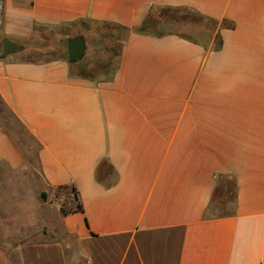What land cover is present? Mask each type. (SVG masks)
<instances>
[{"label": "crops", "instance_id": "0c3cea01", "mask_svg": "<svg viewBox=\"0 0 264 264\" xmlns=\"http://www.w3.org/2000/svg\"><path fill=\"white\" fill-rule=\"evenodd\" d=\"M82 22L128 30L108 75ZM0 116V264L264 263V0H0Z\"/></svg>", "mask_w": 264, "mask_h": 264}, {"label": "rangeland", "instance_id": "374dc122", "mask_svg": "<svg viewBox=\"0 0 264 264\" xmlns=\"http://www.w3.org/2000/svg\"><path fill=\"white\" fill-rule=\"evenodd\" d=\"M80 32L81 37L85 42V54L81 60L87 58V52L90 53L91 57L93 58L92 61H86L87 69L83 70V73L89 75H99L105 74L108 75L113 68L118 51L121 47V44L125 38L126 32L121 30L120 28L108 25V24H99V23H92V22H82L80 24ZM53 34L50 32H42L39 44L36 47H43L48 46L49 44H53L56 40ZM62 51L65 50V44L62 43ZM55 53L45 54L44 56H54ZM7 122V123H6ZM11 126V120H4L3 117L0 116V125ZM13 135L17 139L19 145H24L27 140L25 137L20 133V130L17 128L12 130ZM22 146V147H23ZM26 153V152H25ZM27 157L32 161L31 166L28 164L24 170H32L35 168V146L32 149L28 150L26 153ZM7 198L8 206L11 208V201L14 200V192L9 194V196H5ZM45 198V196H44ZM54 201L56 207L60 208L64 212L70 210V202H72V197L68 195V192L63 189H57L54 193Z\"/></svg>", "mask_w": 264, "mask_h": 264}, {"label": "water", "instance_id": "95a60500", "mask_svg": "<svg viewBox=\"0 0 264 264\" xmlns=\"http://www.w3.org/2000/svg\"><path fill=\"white\" fill-rule=\"evenodd\" d=\"M20 49V46L4 39L2 41V53L1 57H5L11 52H15ZM66 54L69 62L74 63L83 58L85 54V42L81 36H76L67 40L66 42Z\"/></svg>", "mask_w": 264, "mask_h": 264}, {"label": "trees", "instance_id": "16d2710c", "mask_svg": "<svg viewBox=\"0 0 264 264\" xmlns=\"http://www.w3.org/2000/svg\"><path fill=\"white\" fill-rule=\"evenodd\" d=\"M166 14H167V13H166ZM162 16H165V14L163 13ZM170 17H171V15H168V16H167L168 20H170ZM170 21H172V22H176L174 19H172V20H170ZM170 21H168V23H169ZM148 22H149V21L147 20V23H148ZM147 23H146V24H147ZM146 24H145V27H144V28H146ZM108 25H109V24H108ZM111 26H112V25H111ZM114 27H117V26H114ZM117 28H120L121 30L125 31L126 33H127V31H128V30L125 29V28H121V27H117ZM86 69H87V68H86ZM86 69H81V74H83V75H87V76H91V77H95V75L93 76V75H89V74L83 73V70H86ZM71 191H72V193H73V195H74L75 200L77 201V200H78V194H77V192L75 191L74 188H72ZM81 210H82V207H81V205L78 203L77 206H76V208L74 209V211H81ZM61 212H62L63 214L67 213V212H64L63 210H61Z\"/></svg>", "mask_w": 264, "mask_h": 264}, {"label": "built area", "instance_id": "2783aa9c", "mask_svg": "<svg viewBox=\"0 0 264 264\" xmlns=\"http://www.w3.org/2000/svg\"><path fill=\"white\" fill-rule=\"evenodd\" d=\"M262 264H264V263H262Z\"/></svg>", "mask_w": 264, "mask_h": 264}]
</instances>
